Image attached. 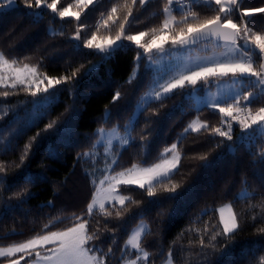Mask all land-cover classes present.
<instances>
[{
    "label": "trees",
    "instance_id": "trees-1",
    "mask_svg": "<svg viewBox=\"0 0 264 264\" xmlns=\"http://www.w3.org/2000/svg\"><path fill=\"white\" fill-rule=\"evenodd\" d=\"M14 1L3 9L7 4L0 0V53L16 66L36 68L54 85L0 84V247L85 223L87 249L101 264H121L129 256L131 232L144 219L149 229L141 245L149 264L169 255L175 264H264V132L260 125L247 128L253 120L229 121L225 133L217 131L225 113L232 119L245 101L264 104V89L251 100L197 109L187 85L135 116L154 82L143 62L132 77L139 46L118 47L110 55L94 48L97 41L137 37L142 45L166 39L173 47L222 20L237 28V44H249L261 77L264 0H230L227 10L224 0L203 1L191 15L173 13L170 26L169 0H96L89 6L79 0ZM67 10L80 16L65 18ZM196 119L206 127L188 130ZM127 127L131 140L113 171L156 165L174 147L178 169L150 187L121 184L118 190L127 197L122 205L59 217L57 208L77 209L92 196L78 159L95 147L98 130ZM227 203L237 221L231 233L218 212ZM23 257H3L0 264Z\"/></svg>",
    "mask_w": 264,
    "mask_h": 264
},
{
    "label": "rangeland",
    "instance_id": "rangeland-1",
    "mask_svg": "<svg viewBox=\"0 0 264 264\" xmlns=\"http://www.w3.org/2000/svg\"><path fill=\"white\" fill-rule=\"evenodd\" d=\"M3 1L7 4L3 9L16 6L14 0ZM79 1L80 4L89 6L96 0ZM229 1H222L225 10L231 5ZM62 16L78 18L80 14L67 10ZM175 21L176 16L167 11V25H173ZM130 45L139 46L132 77L138 74L142 62L145 67L153 71L154 77L151 87L143 94L137 105L135 116L150 101L159 100L187 85L191 86L190 95L194 98L197 109L204 106L218 108L220 104L231 100L235 102L251 100L264 89V77H256L259 70L254 66L252 52L248 51L247 42L229 44L211 40L187 48H176L170 46L166 39L142 45L140 37H137L126 43L121 38L97 41L94 48L110 55L118 47ZM17 83L34 86L43 84L47 90H51L54 85L51 78L40 74L36 68L16 66L13 61L0 53V84ZM46 101L44 99V102ZM204 127L206 124L196 119L188 130L199 131ZM98 132L99 138L95 147L81 154L78 159L81 175L91 183L92 196L77 209L57 208L54 211L59 217L72 216L84 209L93 211L112 204L122 205L127 201V197L118 190L121 184L150 187L169 177L179 167L180 153L174 147L170 155L156 165L113 171L121 152L131 140L130 130L128 127L125 130L101 128ZM247 194L248 191L245 190L241 196ZM50 203L55 204L54 201ZM218 212L225 231L231 233L236 230L237 221L233 205L231 203L221 205L218 207ZM148 229L149 225L144 219L133 229L125 245L129 256L121 264H149V253L141 245ZM86 237V224L81 223L69 230L37 237L23 244L0 247V258L23 254V258L4 263L23 264L24 259L31 254L43 251L44 253H39L35 260L27 264H101L99 258L87 249ZM161 264L175 263L169 255Z\"/></svg>",
    "mask_w": 264,
    "mask_h": 264
},
{
    "label": "water",
    "instance_id": "water-1",
    "mask_svg": "<svg viewBox=\"0 0 264 264\" xmlns=\"http://www.w3.org/2000/svg\"><path fill=\"white\" fill-rule=\"evenodd\" d=\"M238 38V30L236 27L225 24L222 20H216L195 31L187 38L176 43V48H187L189 46L198 45L203 42L215 40L221 43L235 44ZM261 72L264 76V57L261 64ZM251 77V75H249ZM259 77V74H256Z\"/></svg>",
    "mask_w": 264,
    "mask_h": 264
},
{
    "label": "built area",
    "instance_id": "built-area-1",
    "mask_svg": "<svg viewBox=\"0 0 264 264\" xmlns=\"http://www.w3.org/2000/svg\"><path fill=\"white\" fill-rule=\"evenodd\" d=\"M201 0H169L167 11L171 13L180 12L188 13L189 15L193 14L196 5ZM264 114V104L256 106L252 101H245L241 107L232 114V119L228 118V115L225 113L224 120L218 125L217 131L219 133H225L226 124L229 121H240L245 122L248 120L257 119L258 117Z\"/></svg>",
    "mask_w": 264,
    "mask_h": 264
},
{
    "label": "crops",
    "instance_id": "crops-1",
    "mask_svg": "<svg viewBox=\"0 0 264 264\" xmlns=\"http://www.w3.org/2000/svg\"><path fill=\"white\" fill-rule=\"evenodd\" d=\"M253 124H255L256 126H257V125H260V129H261V131L264 132V115L261 116V118L256 119V120H253L252 122L248 123L247 128H250ZM132 168H134V167H132ZM132 168H131V169H132Z\"/></svg>",
    "mask_w": 264,
    "mask_h": 264
}]
</instances>
